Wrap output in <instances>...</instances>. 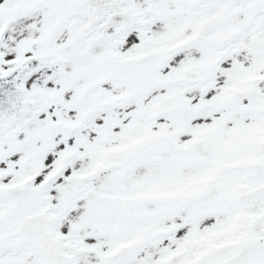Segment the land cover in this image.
<instances>
[{"label": "snow or ice", "instance_id": "snow-or-ice-1", "mask_svg": "<svg viewBox=\"0 0 264 264\" xmlns=\"http://www.w3.org/2000/svg\"><path fill=\"white\" fill-rule=\"evenodd\" d=\"M0 264H264V0H0Z\"/></svg>", "mask_w": 264, "mask_h": 264}]
</instances>
